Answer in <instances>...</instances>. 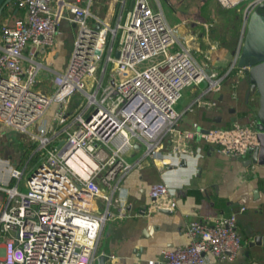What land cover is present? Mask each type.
<instances>
[{
  "label": "built area",
  "instance_id": "obj_1",
  "mask_svg": "<svg viewBox=\"0 0 264 264\" xmlns=\"http://www.w3.org/2000/svg\"><path fill=\"white\" fill-rule=\"evenodd\" d=\"M94 1L16 0L24 16L0 27V121L30 135L39 152L31 171L12 166L14 184L0 185L7 192L0 204V264H94L103 226L126 215L119 180L134 166L127 152L136 145L164 166L175 157L200 155L201 142L236 157L249 156L259 144L255 113L248 123L181 127L176 104L184 89L204 83L206 91L219 90L225 74L196 59L160 1L155 7L151 0H133L114 26L93 13ZM217 1L243 3L244 22L264 0ZM64 7L79 33L67 68L56 72L48 92L37 85L45 66L37 56L55 44ZM76 91L86 101L73 111L54 109L49 121L52 105ZM149 194L142 215L178 205L168 183L153 184ZM186 233V244L164 248L148 263L213 264L212 257L233 258L242 244L236 212L191 219Z\"/></svg>",
  "mask_w": 264,
  "mask_h": 264
},
{
  "label": "crops",
  "instance_id": "obj_2",
  "mask_svg": "<svg viewBox=\"0 0 264 264\" xmlns=\"http://www.w3.org/2000/svg\"><path fill=\"white\" fill-rule=\"evenodd\" d=\"M151 1L155 7L160 1L167 15L163 0ZM132 3L133 0H95L92 11L112 23L115 19L117 21L120 12L126 13ZM70 15L68 8L64 7L60 22L70 29L66 33L72 42L69 52L60 47L62 44L59 41L63 34L58 32V26L55 44L41 50L37 56L45 64L38 73L37 85L48 92L55 88L56 72L67 68L78 37L79 27ZM23 16L22 9H15L5 21L15 22ZM168 19L173 24L170 17ZM89 21L93 23L94 18L90 17ZM177 25L180 40L192 47L196 59L219 74H225L219 90L206 91L204 83L184 89L183 97L176 107L182 113L181 127L191 128L194 122H198L202 129L250 122L255 113L257 94L254 92L246 97L249 82L245 72L236 67L234 62L243 29L232 48L224 49L225 45L212 39L211 34L204 31L195 33L186 25ZM187 32L195 36L197 42L192 44L189 35L185 38L183 34ZM31 46L30 43L27 45L26 55ZM62 51H65V55L61 56ZM206 55L209 65L204 63ZM199 98L214 101L215 104H197ZM191 105L193 109L189 108ZM47 119L51 121L52 116L47 114ZM53 126L52 122L50 129ZM24 135L21 130L0 121L1 186L14 184L10 179L12 166H24L18 165L24 152ZM200 145V155L175 157L172 164L164 166L152 157L145 156L144 145H136L134 150L127 152L134 166L119 180L120 193L126 201V215L110 220L103 226L96 247L98 255H109L106 264H149V259L160 257L162 249L189 241L186 227L191 219L231 212H236L241 247L233 258L219 261L212 257L213 264H264V243L254 242L257 235L264 239V164L248 162L249 156L222 154L206 142ZM159 182L168 183L172 188L177 207L169 212L160 210L142 215V209L152 200L150 187ZM0 192H4V196H0L1 204L7 192L3 188H0ZM112 208L119 210L115 205Z\"/></svg>",
  "mask_w": 264,
  "mask_h": 264
},
{
  "label": "rangeland",
  "instance_id": "obj_3",
  "mask_svg": "<svg viewBox=\"0 0 264 264\" xmlns=\"http://www.w3.org/2000/svg\"><path fill=\"white\" fill-rule=\"evenodd\" d=\"M164 8L167 12L168 18L173 22V25L178 29L177 24H183L189 27L190 30H195V33L199 31L204 33L211 34V38L217 40L220 43H223L225 46L224 49H231L233 42L241 33V28L243 29L242 24V10L243 3H238L232 7H227L221 5L217 0H163ZM116 19L113 20L112 25L114 26ZM205 24H208L207 26ZM69 27L63 26L60 22L59 31L62 32V37L60 38V43L62 46L69 52V49L72 48V42L66 33L69 31ZM191 32V31H190ZM190 32L188 34H183L186 38V35L191 37V43L197 42L195 36H192ZM193 33V34H195ZM119 34L115 37L114 45L117 48L119 46ZM196 35V34H195ZM198 44V43H197ZM200 46V45H195ZM65 55V51L61 52V56ZM204 63L209 65V60L207 55L204 57ZM86 101L85 94L81 92H74L67 100L59 103H54L51 109L48 111V115L52 116L54 109L64 108L66 111H73L77 106ZM179 104H176V107ZM23 132V131H22ZM24 139V152L22 159L18 165L26 166V173L31 171V167L35 164L39 158V152L37 151L38 143L34 141L30 135L25 133ZM15 180H11V183ZM25 176L21 180V186L23 189H26L24 186ZM0 196H4V192H0Z\"/></svg>",
  "mask_w": 264,
  "mask_h": 264
},
{
  "label": "water",
  "instance_id": "obj_4",
  "mask_svg": "<svg viewBox=\"0 0 264 264\" xmlns=\"http://www.w3.org/2000/svg\"><path fill=\"white\" fill-rule=\"evenodd\" d=\"M12 0H0V15L6 4ZM243 34L238 52L235 56L236 67L242 68L249 82L246 92L248 98L254 92L257 94L255 116L257 118L256 127L259 144L250 152L248 162L254 164H264V1L256 5L243 22ZM120 50L115 51L119 56ZM234 64L231 66L233 67ZM169 212L168 209H162ZM254 242L261 244L264 239L255 236ZM109 255L99 254L96 264H106Z\"/></svg>",
  "mask_w": 264,
  "mask_h": 264
},
{
  "label": "trees",
  "instance_id": "obj_5",
  "mask_svg": "<svg viewBox=\"0 0 264 264\" xmlns=\"http://www.w3.org/2000/svg\"><path fill=\"white\" fill-rule=\"evenodd\" d=\"M16 0H12L9 4H6L0 15V27L5 19L16 9Z\"/></svg>",
  "mask_w": 264,
  "mask_h": 264
},
{
  "label": "bare ground",
  "instance_id": "obj_6",
  "mask_svg": "<svg viewBox=\"0 0 264 264\" xmlns=\"http://www.w3.org/2000/svg\"><path fill=\"white\" fill-rule=\"evenodd\" d=\"M88 159V158H87ZM74 165H76V163L74 162Z\"/></svg>",
  "mask_w": 264,
  "mask_h": 264
}]
</instances>
